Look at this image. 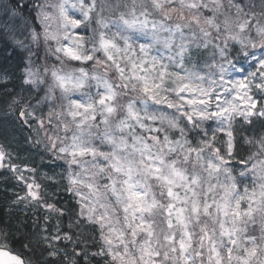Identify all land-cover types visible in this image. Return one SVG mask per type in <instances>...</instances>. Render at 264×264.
Here are the masks:
<instances>
[{
    "label": "snow or ice",
    "instance_id": "snow-or-ice-1",
    "mask_svg": "<svg viewBox=\"0 0 264 264\" xmlns=\"http://www.w3.org/2000/svg\"><path fill=\"white\" fill-rule=\"evenodd\" d=\"M213 3V15L204 17L201 9L209 8L204 0H128L115 6L123 8L118 14L113 10L105 17L96 11L98 0H59L51 5L61 22L58 33L48 31L53 14L40 6L44 39L57 41L53 54L62 67L44 69L50 83L25 68L23 82L47 83L49 96L58 90L66 101L55 115L65 135L49 140L67 158V190L79 198L77 222L95 226L100 248L94 255L105 257V264H264V223L259 236L248 227L257 214L264 221V135L245 139L259 144V153L239 161L245 165L239 177L248 172L257 177L251 189L241 191L229 167L236 155L237 117L248 124L255 117L264 125V4L257 15L245 10L247 4L229 0L236 18L226 16L222 30L216 14L223 5ZM99 7L103 13L107 6ZM173 13L180 22H168ZM94 17L100 30L77 35ZM193 25L199 33H186ZM40 35L31 32L34 42ZM210 44L219 59L214 56L204 66L207 71L195 63L188 67L193 47ZM65 62L81 66L68 68ZM52 117L50 112L49 123ZM205 124L212 127L210 137L205 128L204 139H188V125L201 129ZM173 132H179L175 139ZM218 132L227 137L223 154L216 147ZM6 156L0 146V167ZM254 158L257 162L247 168ZM26 187L21 199L39 202L40 185L33 180ZM45 207L63 215L53 204ZM63 238L71 240L67 234ZM0 264L26 261L0 245Z\"/></svg>",
    "mask_w": 264,
    "mask_h": 264
},
{
    "label": "trees",
    "instance_id": "trees-1",
    "mask_svg": "<svg viewBox=\"0 0 264 264\" xmlns=\"http://www.w3.org/2000/svg\"><path fill=\"white\" fill-rule=\"evenodd\" d=\"M58 2L0 0V146L7 153L4 167H0V245L19 253L29 264H105L104 257L94 255L100 248L99 239L86 232L82 220L77 222L79 211L70 192L58 189L57 184L48 179L60 166L65 167V159L51 148L49 140L50 136L64 134L55 118L56 113L62 111L64 101L59 99L58 90L53 96L47 94V83L32 86L23 82L25 68L30 67L38 80L46 79L50 83V75L45 74L44 69L54 65L62 67L53 54L57 41H45V26L38 17L40 6L44 5V10L53 14L48 21V31L58 33L60 21L56 20V10L51 7ZM254 4L261 12L264 0L254 1ZM33 29L41 33L39 41L32 40ZM65 64L69 68L81 66L79 62ZM87 67L91 68V63ZM21 111L34 113V117L21 116ZM50 112L53 113L51 123ZM193 130L191 126L190 132ZM170 135L173 139L178 137L176 132ZM10 165L15 166V170ZM33 180L40 185L39 202L21 199L28 191L26 184ZM45 204H53L63 215L49 211ZM47 213H50L49 218H43ZM36 215L41 217L35 218ZM43 219L49 222L43 224ZM262 223L260 219L255 229L257 236ZM65 234L71 240H65ZM56 235L61 238L52 240ZM55 249L59 251L57 255L50 256ZM62 251L70 256L66 257Z\"/></svg>",
    "mask_w": 264,
    "mask_h": 264
},
{
    "label": "rangeland",
    "instance_id": "rangeland-1",
    "mask_svg": "<svg viewBox=\"0 0 264 264\" xmlns=\"http://www.w3.org/2000/svg\"><path fill=\"white\" fill-rule=\"evenodd\" d=\"M254 1L257 0H232L233 3H242V4H247L248 8H246L245 10L247 11L248 9H251L252 11H254L255 13H257V15H259V10L256 9V5L254 4ZM76 0H69V4L71 3H75ZM128 2V0H98V7H97V13L108 17V16H112L113 15V10H115V14H118V11L123 10V8L121 7L120 9H115L116 5H122L123 3ZM146 2V0H145ZM205 3L209 4V8L207 9H201V12L203 13L204 17H211L213 15L212 12V8L215 6L213 3V0H204ZM221 4H225V9L223 7L220 8L219 12H217L216 14V22L219 23L221 25V28L223 30V21L225 20V17L228 16L231 19H235L236 18V10L235 8H232L229 6V0H220ZM100 4H104L106 5V10L103 13H100ZM69 12H75L77 16H79V12L78 10H74L71 9L69 7ZM158 16V14H156ZM183 16L186 18L185 21L183 22H187V18L190 16V13L185 10L183 12ZM56 20L58 21V17L56 16ZM169 23H174V22H180V17L178 14L173 13L172 14V20L168 21ZM201 23H203V19L201 20ZM60 27H61V22H60ZM93 30H100L99 29V25L96 24V18L94 17L93 20L89 23L87 28H84L83 26L77 30V35H81V36H85V37H89L92 36L94 34ZM114 28H111V31H114ZM107 31V30H106ZM211 31V30H210ZM186 33L189 32H196L197 34L199 33V29L193 25L191 29H185ZM255 33L253 32V35ZM212 35L213 37H215L217 34L215 31H212ZM62 39V37H61ZM214 44H222L221 40H214ZM232 46V42H230L229 47L231 48ZM154 55H166V53H157V52H153ZM192 60L191 61H187L186 64L188 67H191L193 63L196 64L197 68L201 71H207V69L204 67L206 64H210L213 61V57L215 56V58L218 60L219 56L216 53V49L215 47L210 44L206 49L204 48H196L193 47L192 49ZM200 55L201 57L198 59L197 56ZM69 68V67H68ZM110 75V74H109ZM110 77H112L110 75ZM256 99L260 100V95L259 93H256ZM66 103V101H64V104ZM54 105L52 103V101H50L49 103V107L52 108ZM169 112H171L172 110H168ZM209 124L212 125V127H215L214 122H209ZM209 124H205L202 126L201 129H194L193 132H190V127L191 125H188L186 128V135L188 137V139L193 140L194 142L196 140H200V139H204V129L207 128L208 129V137H210L212 135V127H209ZM158 126V124H157ZM234 136H235V144H236V155H235V159H231L229 160V167L233 168V174L238 176V173L241 171H245V165L239 163V161L241 160H247V158L252 155L253 153H259V144L253 143V144H247L245 143V139L246 138H254L255 140H259L260 137L262 135H264V125H262V122L260 119L258 118H253V123L252 124H248L245 121H243L242 118L237 117L236 121H234ZM177 135L179 136V132H176ZM65 135V133L62 135V137ZM68 135L70 136L71 133H68ZM177 138V137H176ZM227 139L226 135L224 133H217V143H216V147L221 149V153L223 154L224 151V144L222 143L223 141H225ZM58 153V152H57ZM60 156H62V154H60ZM261 159H264V156H260ZM65 159V167L62 165L59 167V169L57 170V172L53 173V175L51 177H49L48 179L53 181L55 184H57V188L58 189H64L65 191H68V171H69V166L67 163V158ZM257 162L256 159L254 158L251 162H249L247 164V168H251V163H255ZM2 169V168H0ZM73 171H78V169H73ZM0 173H2V171L0 170ZM223 178V177H221ZM238 180L240 182V190L243 191V187L247 186L249 189H251L254 185V181H257V177L254 176L251 172H248L246 176L244 177H239L238 176ZM213 183H215V180L212 181ZM56 188V190H57ZM84 191H87L86 189H84ZM57 192V191H56ZM71 196L73 197L74 201L77 204L78 207V211H79V203L78 200L79 198L76 197L74 195L73 192L69 191ZM50 213H47L44 215L43 218H49ZM41 217L40 215H36L35 218ZM261 219V216L259 214L256 215V222L254 224H249V229L252 232V234L256 235V228L259 224V220ZM49 220H44L43 219V224L48 223ZM82 222L85 223L86 226V232L91 233L94 237H97L100 241V237H99V232L97 231V229L95 228V226L93 225H89L88 223H86L85 221L82 220ZM46 229V227L44 226V230ZM99 246H100V242H99ZM56 252H59L58 250L55 249ZM67 252V251H65ZM62 251L63 254L66 255V257L70 256L67 253H65ZM105 258V257H104ZM106 260V258H105Z\"/></svg>",
    "mask_w": 264,
    "mask_h": 264
},
{
    "label": "water",
    "instance_id": "water-1",
    "mask_svg": "<svg viewBox=\"0 0 264 264\" xmlns=\"http://www.w3.org/2000/svg\"><path fill=\"white\" fill-rule=\"evenodd\" d=\"M7 250H9V249H7ZM11 251V250H10ZM12 252V251H11ZM12 253H14V252H12ZM14 254H16V253H14ZM17 255H19V254H17ZM22 257V256H21ZM23 258V257H22ZM24 259V258H23Z\"/></svg>",
    "mask_w": 264,
    "mask_h": 264
}]
</instances>
